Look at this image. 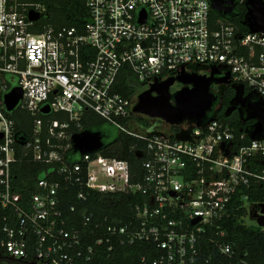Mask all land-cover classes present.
<instances>
[{
	"label": "built area",
	"instance_id": "2783aa9c",
	"mask_svg": "<svg viewBox=\"0 0 264 264\" xmlns=\"http://www.w3.org/2000/svg\"><path fill=\"white\" fill-rule=\"evenodd\" d=\"M84 1L89 17L79 30L44 23L39 2L0 0V253L36 264H93L100 246L110 252L116 243L147 241L156 252L151 264H198L206 240L232 255L220 224L232 210L244 208L242 222L264 232L257 222L264 215V135L236 134L217 117L184 124L193 128L180 136L178 129L141 130L132 107L142 90L125 96L116 84L125 67L143 90L182 68L192 72V63L204 67L198 74L215 68L247 88L245 102L261 108L264 121V31L214 21L209 0ZM13 87L22 96L7 111L4 95ZM18 108L32 117L26 135L17 134L8 115ZM91 115L135 138L129 149L140 159L138 181L126 159L103 156L102 148L74 151L72 136L89 130L84 122ZM249 119L253 129L258 120ZM23 163L40 166L32 185L19 176ZM62 185L77 187L64 203L70 212L87 192L143 199L125 223L97 220L89 211L75 227L61 209ZM253 185L263 201L249 200L245 190Z\"/></svg>",
	"mask_w": 264,
	"mask_h": 264
},
{
	"label": "trees",
	"instance_id": "16d2710c",
	"mask_svg": "<svg viewBox=\"0 0 264 264\" xmlns=\"http://www.w3.org/2000/svg\"><path fill=\"white\" fill-rule=\"evenodd\" d=\"M43 4L46 8V15L43 19L44 23H50L55 27L60 26H76L82 30L84 23L88 20L89 14L85 6L84 0H32ZM235 9L231 16H222L218 12L211 10L210 16L215 21L217 19L226 20L241 28L243 31H248L245 25L246 7L244 3L234 0ZM243 90L249 92L243 85H239ZM116 89L123 95H133L142 90L136 82L128 67L122 68L117 77ZM143 91V90H142ZM235 89L229 86L223 95L224 108L218 112H207L206 117H217L223 121L229 122L236 134L240 131L250 133L252 128V120H249V114L244 112L242 115L238 112H232L231 115H226L224 109L229 104L234 95ZM248 100V99H246ZM212 113V114H210ZM15 121V129L17 134L28 133L32 126V117L25 110L19 108L8 114ZM132 114L130 117H134ZM89 122H84L85 127L89 130H96L95 126H100L106 122L91 115ZM140 125L143 128H148L147 120L137 116ZM97 131V130H96ZM152 131V130H151ZM102 134V133H101ZM103 135V134H102ZM177 137V136H176ZM135 143V138L120 133L118 137L110 142L104 143L100 150L103 156H113L121 159H126L130 162L131 171L138 174L133 177V181H138L140 178V159H138L133 150H130V145ZM138 147L143 148L144 142L138 141ZM78 157L73 154V158ZM23 158V157H22ZM38 164L23 163L18 169L21 179H29L32 185V179L36 172L39 171ZM256 186H251L245 192L249 195V200L263 201L262 189H254ZM76 186H68L65 190V185L60 188V196L63 199L61 209L64 214L72 216L75 220L70 226L77 227L80 224V219L83 213L92 211L97 220L108 217L109 223L122 224L133 217L132 205L143 199V196L138 193H99L87 192V200L77 207L73 212H70L64 203L67 200H73ZM5 210L3 209V212ZM244 214V208L232 210L228 218L223 219L220 224L226 230L225 240L229 242L233 249L232 255H224L216 248V246L206 240H203L201 255L198 264H264V232L260 227L255 225H246L240 219V215ZM98 254L94 258L93 264H151L156 252L154 245L147 241H138L131 245H121L116 243L112 251L108 252L106 247L100 246L97 248ZM143 258V260H142ZM0 259L7 264H36L28 260H18L0 253Z\"/></svg>",
	"mask_w": 264,
	"mask_h": 264
},
{
	"label": "water",
	"instance_id": "95a60500",
	"mask_svg": "<svg viewBox=\"0 0 264 264\" xmlns=\"http://www.w3.org/2000/svg\"><path fill=\"white\" fill-rule=\"evenodd\" d=\"M212 10L222 16L233 15L235 9L234 0H209ZM245 21L249 30L264 31V2L261 0H246ZM38 15L29 12L31 20L38 19ZM219 71L213 68L209 75L198 74L196 71L186 72L182 68L177 75L160 82H153L147 89L141 91L137 101L132 107L133 113H142L149 117H159L170 124H180L184 120H193L196 125L206 118L207 112L212 108L215 96L211 92L213 83H227L229 73L216 77ZM180 82L182 86L171 93L170 87L174 82ZM22 92L19 87H13L4 95V104L7 111L15 108L21 99ZM173 99V101H171ZM244 108L249 114L248 118H256L249 135L251 137L264 135L260 113L261 108L251 103H245ZM42 112H47L44 106ZM73 148L80 154L93 152L103 147V135L96 130H84L72 136ZM261 212H264V204H261ZM257 222L264 225V215L259 216Z\"/></svg>",
	"mask_w": 264,
	"mask_h": 264
},
{
	"label": "rangeland",
	"instance_id": "374dc122",
	"mask_svg": "<svg viewBox=\"0 0 264 264\" xmlns=\"http://www.w3.org/2000/svg\"><path fill=\"white\" fill-rule=\"evenodd\" d=\"M187 68L192 70V71H194V70L200 71V70L204 69V67H202V66H200L198 68L196 66V64H194V63L189 64L187 66ZM181 86H182V84L180 82H177V81L174 82V84L171 86V90H174V91L173 92L171 91V92L174 93ZM141 88L143 90L146 87H145L144 84H142ZM222 89L223 88L218 89L217 86L214 85V89L213 90H216L217 93L220 94L222 92ZM171 101H173V99ZM210 114H212V113H210ZM144 119L147 120V123L149 125L148 130L165 129V128H167L166 125H164V124H166V123H164L165 121L163 119L159 118V117H149V116H147ZM193 122H194L193 120L187 119V120H184L182 123H180L179 124L180 127L177 128L178 131L180 132V133H178V135L180 136V134H184V133L187 134L188 133L187 130L191 131L193 127H189L187 129H183V128H181V126H183L184 124L188 126V123H193ZM94 128H96L97 131H99V132H101L103 134V142L104 143H110V142L114 141L118 137V134H119L118 128L116 126L112 125V124H109V123H104V124H102L100 126H95ZM141 130H142V126H141ZM245 222L247 224H255V222L252 219H250L249 216H246ZM0 264H7V263L5 261H3L2 259H0Z\"/></svg>",
	"mask_w": 264,
	"mask_h": 264
},
{
	"label": "flooded vegetation",
	"instance_id": "af4514ba",
	"mask_svg": "<svg viewBox=\"0 0 264 264\" xmlns=\"http://www.w3.org/2000/svg\"><path fill=\"white\" fill-rule=\"evenodd\" d=\"M221 76H222L221 74L216 75V77H218V78H220ZM214 85H216L218 89L223 88L222 92L220 94H218L216 90H213ZM229 86L233 87L235 89V92H234V95H233L232 99L230 100L229 104L224 109V113L226 115L230 116L232 112H238L239 114L242 115L244 112H246V110L244 108V104L246 103L245 101L248 98V93L245 90H243L239 85L232 84L230 81H228L226 84L217 82V83H213L211 85V92L215 96V101H214L210 111L218 112L224 108L223 95H224L225 90ZM170 91L173 92L174 90H171V87H170ZM137 115L141 118L147 117V115L142 114V113H137ZM164 123H166L164 125H166V127H167L165 129H168V130H174V129H177L179 127V124L173 125V124H170L166 121Z\"/></svg>",
	"mask_w": 264,
	"mask_h": 264
}]
</instances>
